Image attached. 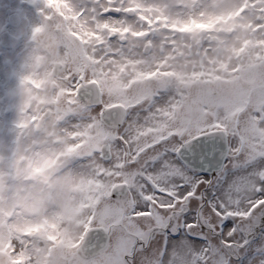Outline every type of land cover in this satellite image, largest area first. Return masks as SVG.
I'll return each mask as SVG.
<instances>
[{"label": "clouds", "instance_id": "9594fccd", "mask_svg": "<svg viewBox=\"0 0 264 264\" xmlns=\"http://www.w3.org/2000/svg\"><path fill=\"white\" fill-rule=\"evenodd\" d=\"M106 6L0 0V264H108L110 178L95 151L106 108L174 105L192 121L242 108L247 123L254 83L264 90L259 0H122L136 10L101 15ZM112 28L149 35L128 48ZM85 85L99 103L81 104Z\"/></svg>", "mask_w": 264, "mask_h": 264}, {"label": "snow or ice", "instance_id": "6c2138e0", "mask_svg": "<svg viewBox=\"0 0 264 264\" xmlns=\"http://www.w3.org/2000/svg\"><path fill=\"white\" fill-rule=\"evenodd\" d=\"M253 92L247 123L242 108L195 121L174 105L135 116L105 109L95 151L110 178L108 264H249L253 255L264 264V90ZM77 95L84 107L100 102L86 85Z\"/></svg>", "mask_w": 264, "mask_h": 264}, {"label": "rangeland", "instance_id": "374dc122", "mask_svg": "<svg viewBox=\"0 0 264 264\" xmlns=\"http://www.w3.org/2000/svg\"><path fill=\"white\" fill-rule=\"evenodd\" d=\"M122 0H100V3H104L107 6L103 9L100 10V14L103 15L101 12H105V14H112V13H120V12H133L136 9L132 8V7H117L116 5L121 3ZM128 9V10H127ZM108 25L107 28H111L112 25L107 24ZM113 34L119 32L122 34L123 36V40L122 41H118V45H126L128 48H133V44L132 43H127L128 41H130L132 38H144V37H138L136 35H134V33H140V32H144V31H138V32H134L131 34V37H129L128 35V30L121 28L118 30H115L112 28ZM148 33V32H147ZM150 41V40H149ZM149 41H147L146 43H148ZM252 261H257V264H259V261L257 259V256L253 255L252 257L249 258V264H252Z\"/></svg>", "mask_w": 264, "mask_h": 264}, {"label": "flooded vegetation", "instance_id": "af4514ba", "mask_svg": "<svg viewBox=\"0 0 264 264\" xmlns=\"http://www.w3.org/2000/svg\"><path fill=\"white\" fill-rule=\"evenodd\" d=\"M128 10V9H127ZM103 15L105 14V12H101ZM114 30H118V29H121V28H113ZM126 29V28H124Z\"/></svg>", "mask_w": 264, "mask_h": 264}]
</instances>
